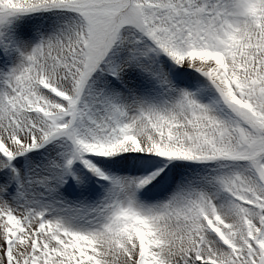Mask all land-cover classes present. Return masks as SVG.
<instances>
[{"label":"snow or ice","instance_id":"snow-or-ice-1","mask_svg":"<svg viewBox=\"0 0 264 264\" xmlns=\"http://www.w3.org/2000/svg\"><path fill=\"white\" fill-rule=\"evenodd\" d=\"M0 264H264V0H0Z\"/></svg>","mask_w":264,"mask_h":264}]
</instances>
